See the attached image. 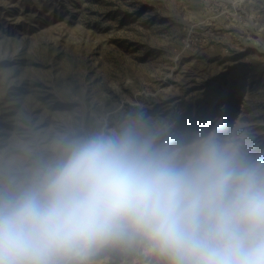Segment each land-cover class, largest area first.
Listing matches in <instances>:
<instances>
[{
	"label": "rangeland",
	"instance_id": "obj_1",
	"mask_svg": "<svg viewBox=\"0 0 264 264\" xmlns=\"http://www.w3.org/2000/svg\"><path fill=\"white\" fill-rule=\"evenodd\" d=\"M137 115L177 143L220 126L264 152L249 131L264 123V0H0V172ZM90 264L154 261L110 247Z\"/></svg>",
	"mask_w": 264,
	"mask_h": 264
},
{
	"label": "clouds",
	"instance_id": "obj_2",
	"mask_svg": "<svg viewBox=\"0 0 264 264\" xmlns=\"http://www.w3.org/2000/svg\"><path fill=\"white\" fill-rule=\"evenodd\" d=\"M0 172V264H90L137 248L154 264H264V152L220 126L188 143L142 116L60 138Z\"/></svg>",
	"mask_w": 264,
	"mask_h": 264
},
{
	"label": "bare ground",
	"instance_id": "obj_3",
	"mask_svg": "<svg viewBox=\"0 0 264 264\" xmlns=\"http://www.w3.org/2000/svg\"><path fill=\"white\" fill-rule=\"evenodd\" d=\"M249 131L252 149L260 150L264 146V123L251 125Z\"/></svg>",
	"mask_w": 264,
	"mask_h": 264
}]
</instances>
